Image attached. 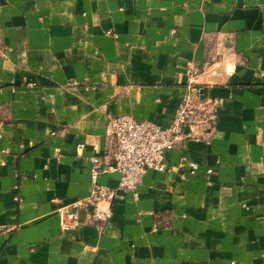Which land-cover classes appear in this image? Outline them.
I'll return each mask as SVG.
<instances>
[{
  "label": "crops",
  "instance_id": "obj_1",
  "mask_svg": "<svg viewBox=\"0 0 264 264\" xmlns=\"http://www.w3.org/2000/svg\"><path fill=\"white\" fill-rule=\"evenodd\" d=\"M190 64L210 141L64 228L109 118L169 126ZM0 264H264V0H0Z\"/></svg>",
  "mask_w": 264,
  "mask_h": 264
},
{
  "label": "built area",
  "instance_id": "obj_2",
  "mask_svg": "<svg viewBox=\"0 0 264 264\" xmlns=\"http://www.w3.org/2000/svg\"><path fill=\"white\" fill-rule=\"evenodd\" d=\"M187 70V90L169 126L163 127L154 121L139 120L129 114L109 118L106 135L114 141V162L106 164L100 156L90 157V194L85 202L59 210L64 228L78 220V212L82 209L87 211L88 220H107L111 216V209H98L100 203L112 201L117 197L118 190L135 192L148 170H166L167 152L181 141H210L215 129L219 100L202 97L201 89L196 83L200 68L190 64ZM190 165L191 168L195 167L193 162ZM107 171L119 173L117 187L99 182V175ZM211 172L212 169H208V173ZM89 206L94 208L90 211Z\"/></svg>",
  "mask_w": 264,
  "mask_h": 264
}]
</instances>
